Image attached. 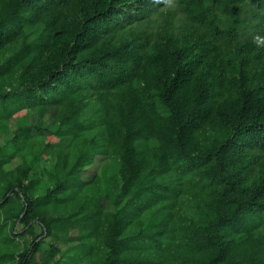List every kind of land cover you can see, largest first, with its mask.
<instances>
[{
	"label": "trees",
	"instance_id": "16d2710c",
	"mask_svg": "<svg viewBox=\"0 0 264 264\" xmlns=\"http://www.w3.org/2000/svg\"><path fill=\"white\" fill-rule=\"evenodd\" d=\"M0 264H264V0H0Z\"/></svg>",
	"mask_w": 264,
	"mask_h": 264
},
{
	"label": "rangeland",
	"instance_id": "374dc122",
	"mask_svg": "<svg viewBox=\"0 0 264 264\" xmlns=\"http://www.w3.org/2000/svg\"><path fill=\"white\" fill-rule=\"evenodd\" d=\"M163 5V4H162ZM161 9H163V8H161ZM152 17V16H151ZM179 25V24H178ZM29 119H31L32 118V115H29V117H28ZM89 169H93V167H91V168H89ZM87 173H88V171H87ZM90 173V172H89ZM17 230H21V225L20 226H17Z\"/></svg>",
	"mask_w": 264,
	"mask_h": 264
}]
</instances>
